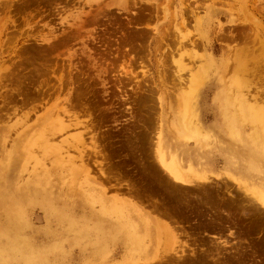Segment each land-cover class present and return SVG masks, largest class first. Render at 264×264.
<instances>
[{
    "label": "rangeland",
    "instance_id": "1",
    "mask_svg": "<svg viewBox=\"0 0 264 264\" xmlns=\"http://www.w3.org/2000/svg\"><path fill=\"white\" fill-rule=\"evenodd\" d=\"M263 42L264 0H0V264H264Z\"/></svg>",
    "mask_w": 264,
    "mask_h": 264
},
{
    "label": "bare ground",
    "instance_id": "2",
    "mask_svg": "<svg viewBox=\"0 0 264 264\" xmlns=\"http://www.w3.org/2000/svg\"><path fill=\"white\" fill-rule=\"evenodd\" d=\"M255 24V23H254ZM264 43V42H263ZM260 44V45H264V44ZM235 50V49H234ZM247 51V49L244 51H236V54L237 55H235V57H234V59H232V61H234L235 59H236V63H238L237 64V67H234V68H232L233 70H243V69H245V67H244V65H242V63H240V62H238V59H237V57L238 56H241V54L243 55V53L244 52H246ZM238 52V53H237ZM233 53V52H232ZM247 53V52H246ZM245 55V54H244ZM254 56V55H253ZM257 58V57H256ZM240 60V59H239ZM248 60H246V62H247ZM235 63V62H234ZM255 63V62H254ZM259 63V62H258ZM249 64V63H248ZM247 64V65H248ZM231 67L233 66V62H232V64L230 65ZM230 66H229V68H230ZM246 66V65H245ZM251 66V65H250ZM254 66V65H253ZM256 66V65H255ZM248 67V66H247ZM256 68V67H255ZM249 69V68H248ZM246 70H247V68H246ZM254 70H256V69H254ZM253 70V71H254ZM231 71V70H230ZM252 71V72H253ZM232 72V71H231ZM230 72V73H231ZM232 74H233V72H232ZM252 75H253V73H251ZM237 75V74H236ZM250 75V74H249ZM250 81V80H249ZM240 82V81H239ZM242 84V83H241ZM250 85V84H249ZM244 111L245 112H247L248 110H246V109H244ZM248 117V116H247ZM248 118H250V117H248ZM263 121H264V119H263ZM180 127V126H179ZM69 128V127H68ZM61 129L62 128H60L59 129V131H61ZM179 130H177L176 132L177 133H179V132H181V131H179ZM184 133V132H183ZM181 134H182V132H181ZM178 135H180V133L178 134ZM160 166H161V168L163 169V170H165V172L169 175V177L171 178V180H173L174 182H177V183H181V184H183V183H188V180L185 178L186 176H184V175H182V173L176 168V167H174V166H169V165H167L166 163H164L163 161H161L160 163ZM163 223V222H162ZM161 222H160V224H162ZM165 225V224H164ZM164 225H161V227L160 228H162L163 230H165L167 233H169V231H170V241H172V242H175L176 243V240H177V237H176V235H175V232L173 231V229H172V227H171V225H170V230H168L167 229V227L166 226H164ZM173 260V259H172ZM170 264H173V262H171ZM178 264V263H177Z\"/></svg>",
    "mask_w": 264,
    "mask_h": 264
}]
</instances>
